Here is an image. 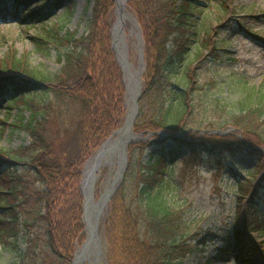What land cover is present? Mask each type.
<instances>
[{
	"label": "trees",
	"instance_id": "1",
	"mask_svg": "<svg viewBox=\"0 0 264 264\" xmlns=\"http://www.w3.org/2000/svg\"><path fill=\"white\" fill-rule=\"evenodd\" d=\"M43 1L46 8L42 9L52 15L64 6L63 17L68 16L73 3ZM6 3L2 0L0 7ZM87 4L82 8L83 16ZM199 6L198 0L126 3L140 25L144 42L142 92L133 123L134 132L141 136L160 129L175 133L185 126L193 106L187 83L194 71L188 55L192 46L197 48L194 60L202 58L203 48L215 49L211 36L214 24L195 27ZM113 11V0H96L91 14L84 18L87 31L78 36L73 30L61 32L57 23L44 29L38 38L56 49L59 68L54 73L32 70L20 59L5 57L0 61V98L6 100L2 126L9 124L11 108L41 104L39 110L31 111L23 127L29 134L28 144L1 151L6 160L0 159V170L3 162L13 168L0 173V188L1 181L7 180L5 194L17 192L20 200L8 207L0 199V241L10 235L14 242L19 237L26 243L22 254L26 261L18 264H70L75 244L84 240L82 167L125 115L122 71L111 49ZM5 71L13 74L5 75ZM21 71L27 77L20 75ZM176 71L180 72L178 77L174 76ZM176 81L183 84L182 90L174 86ZM258 93L247 91L224 113L221 125L230 123L242 132V138L212 130L201 132L200 126L193 125L197 128L182 136L160 139L153 135L150 140L129 144L130 161L136 150L145 152L147 161L132 181L123 178L101 218L106 264H182L207 229L203 231L192 210L166 200L165 193L174 187V163L189 158L195 166L203 165L207 157L214 168L228 169L234 175L235 168L250 170L242 165L245 156L254 158L258 182L253 176L238 180L231 176L238 186L235 215L244 230H233V245L224 252L235 251L241 264L256 263L247 258L258 249L246 230L264 236V218L259 217L264 203V93ZM214 106L224 110L219 99ZM60 134H64L62 139ZM3 192L0 189V194ZM258 202L259 207L255 205ZM14 242L10 246L16 249Z\"/></svg>",
	"mask_w": 264,
	"mask_h": 264
},
{
	"label": "rangeland",
	"instance_id": "2",
	"mask_svg": "<svg viewBox=\"0 0 264 264\" xmlns=\"http://www.w3.org/2000/svg\"><path fill=\"white\" fill-rule=\"evenodd\" d=\"M6 1L7 3L0 7V61L5 57L20 59L32 70L54 73L59 68L56 61V49L51 44L41 43L38 37L43 36L46 27L50 28L56 23L61 25V32L65 29L73 30L76 36L86 32L84 18L91 14L92 6L96 0H70L73 2L70 5L71 14L66 17L60 15L65 12V8H60L55 16L50 15L46 12L47 10L42 9L46 8L43 0H4V2ZM86 3H88L87 13L83 16L82 8ZM198 3L200 9L195 11V27L200 28L204 24H214L211 36L215 49L209 47L204 50L203 48L202 58L194 60L193 54L197 48L192 46L191 53L188 55L189 60L193 61L194 71L191 73L189 84L187 83V88H190V102L193 106L186 115L187 120L182 129L183 135L189 129L197 128L193 126L196 125L200 126V129L204 130L203 132L218 130L223 135L234 134L236 137L242 138V132L236 127L230 123L225 125H221V123L226 119L224 113L234 107L235 102L244 93L249 90L264 93V0H198ZM115 7L114 1V17L116 16ZM16 19L20 22L19 25L15 21ZM136 23L129 15L123 25L124 47L132 69H137L140 65L141 43L138 34L141 33V28L137 20ZM24 24L30 26H23ZM19 73L26 75L22 71ZM179 75V71L174 73L175 77ZM139 79L142 89L143 74H140ZM124 84L123 81V86H125ZM174 84L178 90L184 88L183 84L178 81ZM253 94L257 97V93ZM26 95L31 96L30 93ZM216 99H219V105L224 110L214 106ZM124 103L125 118L130 103L128 97L125 96V87ZM0 107V117H3L4 98H0ZM262 107H264V101H262ZM40 108L41 104L32 108L21 104L18 108H11V115L7 119L9 124L2 126L0 123V156H3L1 153L3 150L12 151L21 145L28 144L29 134L23 127L30 119L31 111ZM262 119H264V115ZM13 122L14 124H11ZM158 131L161 135L165 132L163 129ZM177 134H180V131ZM60 135V139H62L64 134ZM153 135L159 137L158 134ZM153 135H145V139L150 140ZM134 140L138 141L137 138ZM141 140L139 139V141ZM128 146H126L124 168H122L119 158L114 156L111 162L104 163L97 169L93 184L94 202H98L100 197L109 191L113 183V188L116 189L125 176H127L128 182L132 181L134 176L139 173L141 164L147 161L145 152L141 154L139 150L134 152L132 161H130ZM261 150L264 153V146L261 147ZM90 157L85 160L83 167ZM178 160L174 163L175 173L172 181L174 187L165 193V198L171 204L183 205L192 210L197 214L199 224L203 225V231L207 229L206 232L198 236L197 239L201 241L196 242V249L186 257L182 264H241L235 251H231L228 255L224 252L233 245L232 231L237 227H239V231L241 228L244 230L242 222L238 221L235 215V197L238 186L234 185L231 176L235 180L248 177L251 179L250 176H253V180L258 177V171L253 170L254 158L245 156L242 165L246 168L249 167L250 170L235 168L234 175L228 169L221 171L214 168V163H209L207 157L204 158L203 165L197 166L189 158L184 161ZM226 163L229 162L226 161ZM10 168L13 166L3 162L0 173H8ZM118 174H120L119 177H117ZM256 180H254L255 183L258 182ZM6 183H8L7 180L1 181L2 188L0 189L4 192L0 194V199H3L6 206H14L19 202L20 197L17 192L5 194ZM107 204L108 202L101 207L99 214L96 207L91 210V222L97 215L96 234L99 245L98 247L95 243L90 245L81 264H106V245L102 234L101 218L106 215ZM255 205L259 207L260 204L256 203ZM98 206L100 208V204ZM260 208L262 211L259 217H263L264 203ZM5 212L7 215L10 214L7 209ZM20 221L21 218L18 222ZM246 231L252 244L260 250L258 253L251 251L247 258L249 257L251 261L255 260V264H264V236H260L256 231ZM85 236H87L86 229ZM85 239L86 237H84ZM13 240L10 235L2 237L0 264L22 262L26 243L19 237L15 239V242ZM84 240L76 243L71 262L77 248ZM13 242L17 246L16 249L10 246ZM40 257L37 259L38 263H40ZM256 257L259 260H256Z\"/></svg>",
	"mask_w": 264,
	"mask_h": 264
},
{
	"label": "water",
	"instance_id": "3",
	"mask_svg": "<svg viewBox=\"0 0 264 264\" xmlns=\"http://www.w3.org/2000/svg\"><path fill=\"white\" fill-rule=\"evenodd\" d=\"M115 1V14H116V19L111 27V48L114 51L117 61L119 63V65L122 68V72H123V81L125 83V96H128V99L130 100V106L127 109V115L125 117V120L122 124L121 127H119L117 130H115L113 132V134L117 135L119 132H121L123 130V128L125 127V124L127 123L129 116L130 117V122L129 124L132 126V123L137 115L138 112V99L140 96V83L138 82L137 85V89H135L136 91H128V87L126 84V75L129 74L128 72V62H127V53L126 50L124 48L123 42H122V47H123V51L122 54L120 55V53L118 52L117 48H116V44L114 41V31L115 30V25L118 24V28H117V32H121L122 31V27L124 24V19L122 17H120V12L124 10V3L127 0H123V3L121 4L119 2V0H114ZM141 41V40H140ZM139 59L140 62H142V48L140 49V54H139ZM129 134H131V137H134L135 135L133 134V131L130 129V131H128ZM110 139V137L108 139H106L101 146L97 149L95 155L93 157H96L99 154V150L102 148V146ZM131 140L129 139L128 141L124 142L123 144V160H122V168H124L125 164H126V144L129 143ZM86 166V165H85ZM85 166L82 170V179L80 182V190L83 196V204H82V208H83V222L85 224V229L87 230V236L85 241L81 244L80 248H77L75 254H74V259L72 261V264H76V259H77V252L80 250V260L77 264H81L83 259L81 260V255H84L89 247L90 244H92L93 242L95 243L96 247H98L99 245V239L98 236L96 234V224H97V215L95 216V219L93 222H91L90 218H91V210L94 209L95 207L98 209V214L101 211V207L107 202V200L110 198V195L112 193V191L114 190L113 188V184L111 186V188L109 189V191L105 194L102 195L100 197V199L98 200V202H94L93 201V184H94V179L96 177L95 173L97 171V167L92 169L89 178L86 180V182L84 181V169ZM120 174L117 175V177H119ZM100 204V208L99 205ZM93 241V242H92ZM84 258V257H83Z\"/></svg>",
	"mask_w": 264,
	"mask_h": 264
},
{
	"label": "bare ground",
	"instance_id": "4",
	"mask_svg": "<svg viewBox=\"0 0 264 264\" xmlns=\"http://www.w3.org/2000/svg\"><path fill=\"white\" fill-rule=\"evenodd\" d=\"M119 2L122 4L123 0H119ZM129 15L130 14L125 10L120 12V17H122L124 19V21ZM117 28H118V24L115 25V30H113L114 31V41L116 44V48L121 55L122 51H123L122 42H123V45L125 46L124 32H123V29L120 33L117 32ZM127 68H128V72H129V74L126 75V84L128 87V91H134L135 92L136 91L135 89H137V85L139 82V76L142 72V65L140 63V65L138 66L137 69L136 68L132 69L130 67L129 62H128ZM130 117L131 116H129V119H128L127 123L125 124V127L123 128V130L121 132H119L117 135L110 138L102 146V148L99 150V154L96 157H92L87 161V164H86L85 169H84V181L85 182L89 178V175H90L92 169H94L96 167L99 168L104 163L111 162L113 160L114 156H117L119 158L120 163L122 162V160H123V144H124V142L131 139V134H129V132H128L131 129V125L129 124ZM92 244H94V242ZM80 253H81V251L79 250L77 252L78 257L76 259V264L80 260ZM84 255H81V260L83 259Z\"/></svg>",
	"mask_w": 264,
	"mask_h": 264
}]
</instances>
